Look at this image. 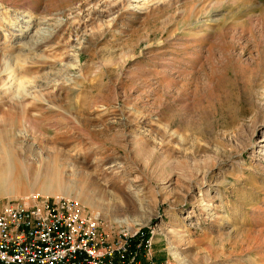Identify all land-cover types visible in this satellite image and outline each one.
<instances>
[{
    "label": "rangeland",
    "instance_id": "rangeland-1",
    "mask_svg": "<svg viewBox=\"0 0 264 264\" xmlns=\"http://www.w3.org/2000/svg\"><path fill=\"white\" fill-rule=\"evenodd\" d=\"M0 157V208L69 198L155 263L264 264V0H0Z\"/></svg>",
    "mask_w": 264,
    "mask_h": 264
},
{
    "label": "built area",
    "instance_id": "built-area-1",
    "mask_svg": "<svg viewBox=\"0 0 264 264\" xmlns=\"http://www.w3.org/2000/svg\"><path fill=\"white\" fill-rule=\"evenodd\" d=\"M148 233L116 239L77 201L39 193L0 208V264H158Z\"/></svg>",
    "mask_w": 264,
    "mask_h": 264
},
{
    "label": "bare ground",
    "instance_id": "bare-ground-1",
    "mask_svg": "<svg viewBox=\"0 0 264 264\" xmlns=\"http://www.w3.org/2000/svg\"><path fill=\"white\" fill-rule=\"evenodd\" d=\"M20 81H21V80H20ZM18 83H19V82H18ZM10 118H12V117H10ZM12 121H13V120H12ZM8 157H10V156H8ZM1 158H2V157H0V160H1ZM7 159H9V158H7ZM4 161L6 162V160H4ZM10 161H11V160H10ZM0 162H1V161H0ZM3 163H4V162H2V164H3ZM8 163H9V164H6L7 166L10 165L11 162H8ZM4 166H5V164H4ZM7 166H5V167H7ZM3 168H4V167H3ZM0 169H2V168L0 167ZM5 169H6V168H5ZM2 170H3V169H2ZM4 171H5V170H4ZM1 172H2V171H1ZM5 172H6V171H5ZM3 176H4V175H3ZM1 177H2V176H1ZM54 177H55V176H54ZM0 179H1V178H0ZM53 181H54V180H53ZM0 182H1V181H0ZM56 182H57V181H56ZM55 184H56V183H55Z\"/></svg>",
    "mask_w": 264,
    "mask_h": 264
}]
</instances>
